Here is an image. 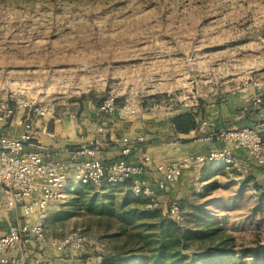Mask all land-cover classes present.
<instances>
[{"label":"rangeland","instance_id":"1","mask_svg":"<svg viewBox=\"0 0 264 264\" xmlns=\"http://www.w3.org/2000/svg\"><path fill=\"white\" fill-rule=\"evenodd\" d=\"M245 92L264 107V0H0V102L45 108L49 122L76 125L113 96L152 129ZM255 123L263 134L264 113ZM243 166L198 167L156 206L127 186H76L47 210L42 242L21 236L0 264H156L154 248L180 234L181 264L220 248L229 264H264L242 255L264 244V172ZM26 218L0 212V238ZM75 231L81 250L55 249Z\"/></svg>","mask_w":264,"mask_h":264},{"label":"built area","instance_id":"2","mask_svg":"<svg viewBox=\"0 0 264 264\" xmlns=\"http://www.w3.org/2000/svg\"><path fill=\"white\" fill-rule=\"evenodd\" d=\"M24 110L21 120V130L16 136L0 135V192L3 197V208H19L23 217L36 216L39 220L25 227L11 226L0 238V250L17 247L21 243V236L32 235L37 242L43 239V219L50 203L61 199L67 190L79 185H97L104 180L112 184H121L130 180L129 189L145 198L149 205L158 203L156 191L163 190L181 175L182 171L190 167H201L214 163L217 165H231L237 169L240 160L235 155L244 151L257 167L264 172V142L260 132L262 123L244 125L220 132L218 137L227 141L231 147H223L209 151L206 155H194L188 162L175 161L160 170L161 178L155 189L150 188L139 179L147 170L149 157L143 156L138 162L127 159L130 147L124 146L120 151V159L111 163H102L92 157L93 148L90 146L73 151L68 162L44 158L41 147L31 146L32 121L30 114L45 115V108L30 105L27 102L17 104L16 107L0 102V125L15 116L17 110ZM103 115H116L120 120L130 115L127 103L118 104L115 97L107 96L98 106ZM200 123L199 127H203ZM141 140V139H140ZM168 212L177 214V206L171 203ZM83 236L75 231L56 244L55 249L69 248L81 250L84 243ZM3 262V260H1Z\"/></svg>","mask_w":264,"mask_h":264},{"label":"crops","instance_id":"3","mask_svg":"<svg viewBox=\"0 0 264 264\" xmlns=\"http://www.w3.org/2000/svg\"><path fill=\"white\" fill-rule=\"evenodd\" d=\"M250 98V92L228 96L224 103L207 108L202 120L197 115V128L187 134L177 133L172 128L170 121L175 114L166 122H161L160 125L149 129L148 120L144 119L143 115L139 121L128 116L120 120L116 115L105 117L98 111V107L91 114L80 117L76 125H73L72 120L64 122L56 119L49 122L46 115L37 118V115L31 113L33 138L30 145L41 147L44 158L64 162H68L73 151L90 146L94 150L92 157L105 164L120 159L121 149L129 146L130 153L127 155L129 161L138 162L143 156L149 157L147 170L139 179L155 189L156 183L161 178V168L169 163L188 162L194 155H206L212 150L225 146L231 147V144L222 141L218 134L231 128L254 124L258 116L264 113V107L256 106ZM23 118L24 110L22 109L1 124V137L16 136L21 130L20 123ZM202 122L204 125L201 128L199 124ZM235 155L240 160V166L244 165V168L246 164H254L244 151H238ZM196 170L198 167L188 166L174 182L167 184L163 190H157L155 196L158 202L172 197L180 181L186 178L192 179ZM2 199L0 192V212L9 216L10 219L26 218L21 215L19 208L7 210L3 208ZM60 201L61 199H58L50 203L47 210ZM36 218V216L26 218L28 226L34 223Z\"/></svg>","mask_w":264,"mask_h":264},{"label":"trees","instance_id":"4","mask_svg":"<svg viewBox=\"0 0 264 264\" xmlns=\"http://www.w3.org/2000/svg\"><path fill=\"white\" fill-rule=\"evenodd\" d=\"M196 113L193 111L190 112H180L174 115L171 119L170 123L172 128L177 133L187 134L191 132V130L197 128L196 121ZM264 134V133H263ZM263 134L260 132L261 139L263 141ZM104 184H110L115 186H127L129 188L130 180H125L124 183L121 184H112L104 180ZM174 237V236H173ZM170 238L167 242L160 241L159 247L154 248V255L151 256V262L153 261L156 264H181L182 256L176 250L177 245L181 246L182 237H186L185 235H178L177 238ZM183 244V243H182ZM233 251L231 249H218L214 254H201L194 255V257H189L194 264H229L233 257ZM246 254L250 255L251 261L253 263H257L259 261H264V244L250 247L245 251H242V255L245 258ZM147 260V257H144ZM124 259L121 257H110V259H104L100 264H122L124 263Z\"/></svg>","mask_w":264,"mask_h":264}]
</instances>
